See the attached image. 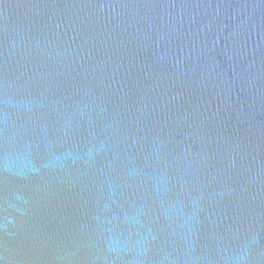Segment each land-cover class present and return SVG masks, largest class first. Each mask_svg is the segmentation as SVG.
I'll return each mask as SVG.
<instances>
[{"label":"water","instance_id":"obj_1","mask_svg":"<svg viewBox=\"0 0 264 264\" xmlns=\"http://www.w3.org/2000/svg\"><path fill=\"white\" fill-rule=\"evenodd\" d=\"M0 264H264V0H0Z\"/></svg>","mask_w":264,"mask_h":264}]
</instances>
